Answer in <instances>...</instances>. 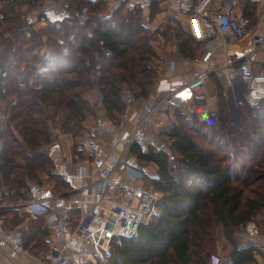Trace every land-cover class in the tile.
I'll use <instances>...</instances> for the list:
<instances>
[{"label":"trees","instance_id":"obj_1","mask_svg":"<svg viewBox=\"0 0 264 264\" xmlns=\"http://www.w3.org/2000/svg\"><path fill=\"white\" fill-rule=\"evenodd\" d=\"M56 1L78 12L85 23L62 28L39 24L27 36L25 24L43 0H0V202L32 199L31 184H41L45 174L54 190L63 194L70 189L44 149L52 141L47 119L63 115V132L77 136L92 112L86 92L97 88L115 119L125 107L122 87L135 100L147 99L157 78L154 33L174 34L185 58L200 49L178 23L150 31L140 2L126 0L109 9L106 0ZM251 3L247 14L253 20ZM147 6L151 20L158 0ZM70 32L74 38L67 41ZM42 36L51 52L48 58L40 48ZM64 43L67 53L62 52ZM216 85L223 109L225 86ZM164 110L170 124L161 131L170 139V153L155 146L145 152L134 148L142 166L156 167L149 184L162 193L159 214L135 235L114 243L108 264H208L217 254L220 233L223 261L218 264H258L264 252L246 240L245 226L264 211V101L242 111V124L233 130L224 113L203 119L180 108ZM0 217L6 227L22 220L15 210L3 209ZM44 220L38 214L23 233L24 248L42 258L49 248Z\"/></svg>","mask_w":264,"mask_h":264},{"label":"built area","instance_id":"obj_2","mask_svg":"<svg viewBox=\"0 0 264 264\" xmlns=\"http://www.w3.org/2000/svg\"><path fill=\"white\" fill-rule=\"evenodd\" d=\"M47 1L49 0H43L41 5L31 12L24 27L27 36H30L31 30L39 24L51 23L56 28H62L71 27L75 22L85 23L78 12L70 11L67 4H60L56 0L50 1L59 5L66 14L58 18L50 17L46 7ZM249 1L174 0L175 15L187 18L191 36L202 47L201 54L193 57L192 62L203 64L204 68L183 82L174 81L167 76L156 78L155 90L158 94H164L153 102L144 99L140 110L134 112H130V107L135 98L127 87H122L120 96L125 107L119 119H115L106 111L99 92L98 100L89 103L93 119L83 131L86 140L83 149L95 169L96 179L90 184L71 190L89 192L94 197L93 202L87 204L76 223L60 215L50 204L52 199L60 200L61 193L32 198L18 204L0 203V211L13 208L20 216L29 214L35 217L44 214V226L49 232V248L43 258H38L24 248L23 233L27 218L6 227L0 217V249L7 247V259L21 256L38 264H108L114 243L123 237L135 235L142 223L159 214L158 202L162 193L149 184L148 167L139 163L134 152V148L145 152L153 146L148 124L154 114L166 108H186L193 103L203 102L206 96L199 89L213 74L224 72L229 80V96L239 97L238 99L247 106L264 101V31L258 32L255 21L247 14ZM2 18L3 14L0 13V19ZM229 32L237 40L248 39V48L238 54L227 51L231 44L227 37ZM5 36L10 39L12 34L6 31ZM73 38L74 35L70 32L66 40ZM46 41V36H42L40 48L43 56L48 58L51 52ZM58 41L64 42L62 38ZM219 47L225 48L226 51L220 63L214 57ZM62 52H68L66 43ZM96 67L100 68V64ZM38 68L44 70L41 63ZM3 74L5 75V72ZM48 123L52 138L62 133L61 126L55 120L48 119ZM155 126L160 128L162 122H155ZM169 144L170 139L165 137L158 148L170 153ZM103 146L109 149L100 154ZM73 160V154L63 157L64 164H71ZM70 174L68 170L62 172L63 177ZM78 174H83L81 166ZM260 235L261 231L250 222L245 226L247 241L264 250V246L257 240ZM222 261L223 256L218 248L211 263L218 264Z\"/></svg>","mask_w":264,"mask_h":264},{"label":"crops","instance_id":"obj_3","mask_svg":"<svg viewBox=\"0 0 264 264\" xmlns=\"http://www.w3.org/2000/svg\"><path fill=\"white\" fill-rule=\"evenodd\" d=\"M107 6L109 9L114 8L118 3H120L118 0H106ZM131 2H140L144 6V19L143 23L144 25L150 30L153 31L155 29H161L164 30V27L169 25L170 23H178L180 24L184 29H186L188 32V22L187 18L183 15L176 16L173 10V4L174 0H158V7L159 10L155 14V16L150 20L149 19V11H148V1L150 0H127ZM253 1L251 3V9L254 12V21L257 26L258 32L264 31V0H250ZM146 5V6H145ZM46 7L48 8V14L52 18H58L66 14L64 10L61 9L59 5H56L52 1L46 2ZM250 9V10H251ZM227 37L229 39V42L231 43L227 51L234 52L235 54H238L239 52L246 50L249 45L248 39L243 40H237L236 37L229 32L227 34ZM156 42V43H154ZM152 45L157 49V52L159 54V59L156 60L155 68L157 73V78L160 76H167L173 79L174 81H187L188 79L192 78L198 71L204 68L203 64L192 62L193 57L198 56L202 52V47L200 46L199 52L196 53L191 59L185 58L182 56L178 51V40L174 36V34L169 33L167 35H162L160 33H154L153 38L151 39ZM225 48L219 47L217 52L215 53V58L220 63L223 59V55L225 53ZM218 81L223 84V86L228 88L229 80L227 77V74L221 73V74H213ZM206 86H211V92L216 91V84H214L211 81V77L206 81V83L199 89L201 92L205 94V96H208L210 94L207 93L205 90ZM198 90V91H199ZM98 94L99 91H92L91 93L86 95V98L89 103L97 101L98 100ZM164 94V93H163ZM163 94H158L155 90V87L152 88V91L150 93V96L147 98L149 102H153L158 98L159 96H162ZM213 95V94H212ZM215 96V95H214ZM143 100H135V102L130 107V112H134L136 110H140L141 103ZM210 105L207 104V106H202L203 112L202 115H205V111ZM102 106V105H101ZM201 107V108H202ZM158 114H163L165 117H157ZM93 115L90 114L86 119V124L92 121ZM55 122L60 125L62 123L63 117L62 115H58L56 118H54ZM162 122V126L156 127L155 122ZM167 121V113H165V110L162 109L154 114L152 117V121L149 123L151 125H148L149 133L153 132L152 129L156 130H162L163 128L167 127L165 122ZM84 127V128H85ZM155 130V131H156ZM84 131V129H83ZM150 133V135H151ZM77 145V146H76ZM86 145V140L83 137V132L78 138H73L71 135L65 134L62 132L60 135H58L56 138H52L51 143L48 146V153L52 157L54 164H55V170L60 173L61 177L66 180L69 183L70 189L68 191L63 192L60 200L58 199H52L50 200V204L55 207L56 211L60 215L66 216L72 223H76L79 216L81 215L82 211L86 208L87 204L93 202L94 197L87 191H71L74 188L81 187L86 184H90L96 179V172L91 162L87 159V154L84 151L83 147ZM77 148V149H76ZM73 149H76V151H73ZM107 146H103V148L100 150V154H104L108 151ZM83 152H82V151ZM69 154L74 155L73 163L71 164H64L63 163V157L67 156ZM79 166L83 169V174H78ZM147 170L149 169V166H147ZM63 170H68L70 175L67 177L62 176ZM150 177L156 176L157 171L154 173L149 172ZM47 180L42 179L41 184H35L32 183V192H33V198L36 197H43V196H51L53 194L60 193L59 191H56L52 188V185L47 184ZM50 183V182H49ZM31 200V199H30ZM29 201V200H27ZM27 201H3L7 204H18V203H24ZM2 203V202H0ZM7 210H15L13 208H9ZM17 212V210H15ZM19 215V214H18ZM20 216V215H19ZM23 220L27 218V223L25 226V233L28 231L29 225L34 224L37 221V215L35 217L25 214L24 216H20ZM251 224H253L259 232L261 231L260 237L257 238V240L260 242L261 246H264V211L260 213L256 218L250 221ZM220 239L223 240V236L220 233ZM247 240V239H246ZM224 241V240H223ZM264 252V250H261ZM6 252L7 247L0 249V264H4L5 262L7 264H38L34 260L27 258V257H21L17 256L15 258H6ZM42 255H44V252H41ZM37 257L36 255H34ZM258 264H264V257L258 256ZM208 264H212L209 262Z\"/></svg>","mask_w":264,"mask_h":264},{"label":"rangeland","instance_id":"obj_4","mask_svg":"<svg viewBox=\"0 0 264 264\" xmlns=\"http://www.w3.org/2000/svg\"><path fill=\"white\" fill-rule=\"evenodd\" d=\"M22 17H24V15H22ZM168 26H171V27H174L175 28L177 26V24L176 23H170L169 25H167L166 27H164V30ZM25 32H26V30H25ZM31 34H32V32H31ZM154 43H156V42H154ZM211 81L214 84H216V82L218 81V79L215 76H213V77H211ZM94 90L95 91H99L97 88H94L93 90H90V91L86 92V95L89 94V93H91ZM205 90L207 91V93L210 92V94L208 96H206V99L203 102H199V103L196 102V103H193V104H191L190 106H188L186 108H180L181 111H184V113L188 114V116H190L192 113H195L199 118H203V119L209 118L213 114L216 115V116H220V114H222V113L227 114L228 115V118H229L228 121H229V126H230L231 130H233V128H236L237 126H240L242 124V120H241L243 118L242 111H248V109L251 106H257V105L260 104L259 103L257 105L247 106V105L243 104L240 99H238L239 97L238 98L237 97L234 98V97L229 96V94L227 93V87H224V99H223L224 101L222 102V105H223L224 108L221 109L218 106V103L220 101H219L218 96H217V85H216V91L211 92V86H206L205 87ZM209 103H210V105L208 106V108L205 111V114H207V115H205V117H204V114L202 115L203 108L205 106H207V104H209ZM202 106H204V107H202ZM169 112H170L169 113V119L171 120L170 115L173 113V110H170ZM91 114H93V112H91ZM62 117H63V115H62ZM157 117L158 118L159 117H164V119H165L166 116H164L163 114H160V115L158 114ZM165 124L168 127L169 124H170V121L167 120L165 122ZM148 125H151V124H148ZM152 130H153V132L152 133L150 132V133H151V136L153 137V146H155V147L158 148L160 146L161 140L163 138H165V136H163V132L161 130H159V129L158 130L152 129ZM50 132H51V130H50ZM82 132H83V130H82ZM82 132L79 135H77V136L72 135V137L74 139L75 138H78V137H80V135L82 134ZM65 134H68V133H65ZM68 135L70 136V134H68ZM51 136H52V133H51ZM49 144H47V145H49ZM47 145H45V146H47ZM47 148L48 147H45L44 149L45 150H48ZM76 149H73V151H76ZM148 166H149V169H148L149 172L154 173L156 171V167L153 164H149ZM46 176H47L46 174L45 175H42L43 180H46V178H47ZM47 184L50 185L49 182H47ZM223 242L224 241L222 239H220V235H219V239H218V243H217V249L220 248L221 255L223 253V251H222ZM37 257L40 258L41 256L38 255Z\"/></svg>","mask_w":264,"mask_h":264}]
</instances>
